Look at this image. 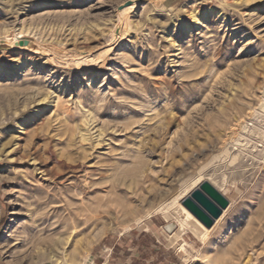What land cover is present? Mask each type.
Returning a JSON list of instances; mask_svg holds the SVG:
<instances>
[{
	"label": "rangeland",
	"instance_id": "374dc122",
	"mask_svg": "<svg viewBox=\"0 0 264 264\" xmlns=\"http://www.w3.org/2000/svg\"><path fill=\"white\" fill-rule=\"evenodd\" d=\"M120 246L264 264V0H0V264Z\"/></svg>",
	"mask_w": 264,
	"mask_h": 264
},
{
	"label": "water",
	"instance_id": "95a60500",
	"mask_svg": "<svg viewBox=\"0 0 264 264\" xmlns=\"http://www.w3.org/2000/svg\"><path fill=\"white\" fill-rule=\"evenodd\" d=\"M206 229H211L229 207L230 201L209 181H204L182 201Z\"/></svg>",
	"mask_w": 264,
	"mask_h": 264
},
{
	"label": "crops",
	"instance_id": "0c3cea01",
	"mask_svg": "<svg viewBox=\"0 0 264 264\" xmlns=\"http://www.w3.org/2000/svg\"><path fill=\"white\" fill-rule=\"evenodd\" d=\"M143 255V254H142ZM151 257H147L144 254V257H137L130 248L127 247H118L110 259H100V257H95L90 264H149Z\"/></svg>",
	"mask_w": 264,
	"mask_h": 264
},
{
	"label": "bare ground",
	"instance_id": "6f19581e",
	"mask_svg": "<svg viewBox=\"0 0 264 264\" xmlns=\"http://www.w3.org/2000/svg\"><path fill=\"white\" fill-rule=\"evenodd\" d=\"M9 43H11L12 45H17L19 43L18 41V36H13L12 38H9Z\"/></svg>",
	"mask_w": 264,
	"mask_h": 264
}]
</instances>
